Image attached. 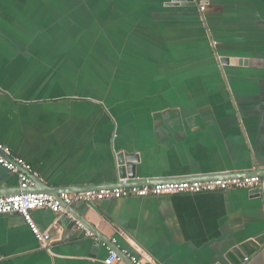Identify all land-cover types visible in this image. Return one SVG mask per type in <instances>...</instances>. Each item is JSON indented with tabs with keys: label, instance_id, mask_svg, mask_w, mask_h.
<instances>
[{
	"label": "crops",
	"instance_id": "crops-1",
	"mask_svg": "<svg viewBox=\"0 0 264 264\" xmlns=\"http://www.w3.org/2000/svg\"><path fill=\"white\" fill-rule=\"evenodd\" d=\"M172 1L0 0V142L44 184L105 187L122 152L149 183L264 169V0ZM0 191H22L1 166ZM257 193L74 205L111 244L42 209L45 249L0 215V264H105L114 245L155 264H264Z\"/></svg>",
	"mask_w": 264,
	"mask_h": 264
},
{
	"label": "built area",
	"instance_id": "built-area-1",
	"mask_svg": "<svg viewBox=\"0 0 264 264\" xmlns=\"http://www.w3.org/2000/svg\"><path fill=\"white\" fill-rule=\"evenodd\" d=\"M199 8L201 13H205L207 5L199 0H191ZM0 166L8 173L17 176L22 190H27L34 186V183L29 176L33 173L32 166L24 159L13 155V151L6 145L0 142ZM256 170V169H255ZM231 189H246L249 191L264 192V176H249L243 178H232L226 180L215 181H184L176 183H165L149 186H133L120 189H101L79 193H63L59 199L51 194L45 193H28L19 194L8 197H0V215H20L31 228L40 244L48 249V244L52 241V236L49 232H41L35 224L32 212L36 210H49L57 216L69 215L72 223L75 218L68 213L63 207L74 206L79 203H84L89 207L94 204L106 200H120L124 198H146L160 197L176 194H199L205 192L228 191ZM77 223V222H76ZM79 224L83 228V224ZM89 236L94 237V234L88 232ZM132 264H155L149 259L127 255ZM249 261V258L245 259ZM105 264H128L115 251L110 250Z\"/></svg>",
	"mask_w": 264,
	"mask_h": 264
},
{
	"label": "water",
	"instance_id": "water-1",
	"mask_svg": "<svg viewBox=\"0 0 264 264\" xmlns=\"http://www.w3.org/2000/svg\"><path fill=\"white\" fill-rule=\"evenodd\" d=\"M170 7H187V6H195V3H193L191 0H173L170 4ZM220 64L222 67L229 66V65H235L238 63V61L228 59V58H221ZM116 180L115 182H112L110 184L102 185L105 187H100V185H96L94 187H72V188H53L46 184H44L39 178L35 177L34 174L30 173L29 176L31 177L34 186L30 187L27 190H22L19 194H28V193H45V194H51L55 198L59 199L60 195L63 193H79V192H85V191H92V190H101V189H120V188H128L133 186H149V185H159V184H165V183H159V182H151L149 183V179H141L138 176V165H140V157L137 155V153H119L116 157ZM249 176H264V169L257 168L256 170H252L249 172H238V173H230L228 175L222 174V175H213L211 177H202L191 181H215V180H226V179H232V178H243V177H249ZM184 182V181H179ZM171 183V182H168ZM176 183V182H172ZM79 188V189H77ZM259 196L263 195L264 198V192L257 191ZM16 194V195H19ZM2 195H5L3 191H0V197ZM13 196V195H12ZM63 207L68 211V213H71L73 208L72 206H67L63 204ZM75 217V216H74ZM75 219L77 222L82 223L91 233H93L97 238H100L104 240V238L100 235V233H97L95 229L92 227L90 228L83 222L79 221L76 217ZM76 222H73L72 225H75ZM106 243L111 244L110 241L104 240ZM113 251L118 253L126 263L132 264L130 259L127 257V254L123 252L120 248L117 247V245H114L112 247Z\"/></svg>",
	"mask_w": 264,
	"mask_h": 264
}]
</instances>
